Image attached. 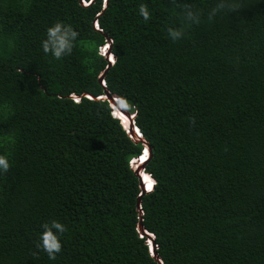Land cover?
Masks as SVG:
<instances>
[{"label":"trees","instance_id":"16d2710c","mask_svg":"<svg viewBox=\"0 0 264 264\" xmlns=\"http://www.w3.org/2000/svg\"><path fill=\"white\" fill-rule=\"evenodd\" d=\"M83 1L0 0V264H158L144 231L163 264H264V0L213 19L191 0V25L172 0ZM58 21L79 33L59 60L41 43ZM110 41L105 88L151 148L140 210L143 142L97 100ZM52 220L55 260L36 247Z\"/></svg>","mask_w":264,"mask_h":264},{"label":"clouds","instance_id":"9594fccd","mask_svg":"<svg viewBox=\"0 0 264 264\" xmlns=\"http://www.w3.org/2000/svg\"><path fill=\"white\" fill-rule=\"evenodd\" d=\"M82 2L85 3L83 0ZM103 2H105V0H103ZM172 3L177 8H179L182 14V18L186 25H191V24L199 22L201 13L194 6L191 0H172ZM240 8H241V5L239 3H236V0H217L216 6L213 7L211 11L209 12L208 18L213 19L221 11L233 12V11L239 10ZM139 14L143 17L144 21L146 22L150 19V16H151L148 10V7L145 4L139 5ZM96 28H97V25H96ZM167 31H168L169 37L173 41L182 39L185 34L183 27H177V28L169 27ZM78 36H79V33L76 30H74L71 25L58 21L52 26L47 28L46 38L41 42L42 50L45 54H51L55 59L59 60L65 56L71 55L73 48L75 46V42L78 39ZM107 50H108V45H105L100 49V53L102 54V56H105V53ZM111 56L112 55L109 56L110 58L109 60L110 62L113 63ZM121 103H122V106H124L122 107L123 109L129 106L126 100H122ZM113 113H114V109L113 107H111V115L120 121V123L122 124L123 128L126 130V133H127L129 123L123 122L118 116L113 115ZM129 115L132 118L134 117V115H131V114ZM191 122L195 123L194 120H192ZM145 151H147L146 147L143 148L140 156L131 160L130 167L132 169H134V166H135L134 164H137V163L145 164L147 162L149 157L147 156V158H144ZM142 158L144 159L142 160ZM132 165L134 166L132 167ZM10 167L11 165H10L8 158L4 155H0V171L7 173ZM148 176L150 180H152V182L154 183L152 184V189L148 192L146 191V193L151 192L155 186V180L151 177V175L148 174ZM143 185H145L144 182H143ZM145 188L147 189L146 185H145ZM42 229L43 231L39 237L36 247L42 250L43 252H45L48 255L50 260H55L57 254L62 251V243L60 240V236L63 235L67 231V228L63 223L59 222L58 220H52L50 223L43 224ZM147 242H148L147 243L148 250L151 255L150 241L148 240Z\"/></svg>","mask_w":264,"mask_h":264},{"label":"water","instance_id":"95a60500","mask_svg":"<svg viewBox=\"0 0 264 264\" xmlns=\"http://www.w3.org/2000/svg\"><path fill=\"white\" fill-rule=\"evenodd\" d=\"M110 47H111V41L108 44V50L105 53V58L108 61V66L106 67L105 71H103L101 73V75L99 76L98 80L101 83V85L104 87V97L103 98H97V100H107L109 105L111 107H114L118 112L122 113L123 115L127 116L128 121H129V126H128V135L130 138H133L137 141H142L144 147H146L147 149V153H148V157H151V148L149 147L148 143L141 137V133L139 131V129L137 127H135V125L133 124L134 122V117L132 118L122 107V103H121V99L118 96L112 95L110 94L106 88H105V83H104V78H105V74L106 71L109 69V67L112 65V62H110V58L109 56L111 55L110 52ZM112 57V60H114V57ZM139 162V161H138ZM134 172L136 174V176L139 178V182H140V190H141V195H139L138 199H137V204L136 207L138 210H140V204H141V198L143 195H145L146 193V188L145 185H143V176L142 173L144 171V164H135L134 166ZM142 212L140 211V217H139V230H141V226H142ZM149 239L150 241V245H151V255L152 257L157 261L158 264H163L161 259L158 258L157 253H156V245L154 243V236L153 234H149L148 232L144 231L143 232Z\"/></svg>","mask_w":264,"mask_h":264},{"label":"bare ground","instance_id":"6f19581e","mask_svg":"<svg viewBox=\"0 0 264 264\" xmlns=\"http://www.w3.org/2000/svg\"><path fill=\"white\" fill-rule=\"evenodd\" d=\"M101 97L103 98L104 96H101ZM99 98H100V97H99ZM113 109H114V113H113V114H114L115 116H118L123 122H125V123H129L127 116L118 113L114 107H113ZM143 159H144V158H143ZM143 159H142V160H143ZM137 162H138V161H137ZM140 162H142V161H140ZM141 164H142V163H141ZM134 165H135V164H134ZM142 176H143V182L145 183L146 186L148 185V183H149L150 181L152 182V180H150L148 174H146L145 172L142 173ZM146 191H147V192L149 191L148 188L146 189Z\"/></svg>","mask_w":264,"mask_h":264},{"label":"snow or ice","instance_id":"6c2138e0","mask_svg":"<svg viewBox=\"0 0 264 264\" xmlns=\"http://www.w3.org/2000/svg\"><path fill=\"white\" fill-rule=\"evenodd\" d=\"M147 156H148V153H147V151H145V156H144V158H147ZM143 159V158H142ZM154 182H149L148 183V185H147V188H148V190L150 191L151 189H152V184H153Z\"/></svg>","mask_w":264,"mask_h":264},{"label":"built area","instance_id":"2783aa9c","mask_svg":"<svg viewBox=\"0 0 264 264\" xmlns=\"http://www.w3.org/2000/svg\"><path fill=\"white\" fill-rule=\"evenodd\" d=\"M72 99H73L75 102L78 101V98L75 97V96H72Z\"/></svg>","mask_w":264,"mask_h":264},{"label":"rangeland","instance_id":"374dc122","mask_svg":"<svg viewBox=\"0 0 264 264\" xmlns=\"http://www.w3.org/2000/svg\"><path fill=\"white\" fill-rule=\"evenodd\" d=\"M102 51V50H101ZM134 165H132V167H133Z\"/></svg>","mask_w":264,"mask_h":264}]
</instances>
